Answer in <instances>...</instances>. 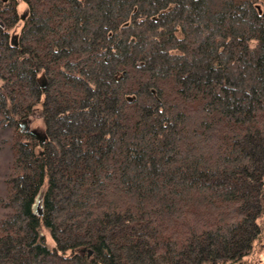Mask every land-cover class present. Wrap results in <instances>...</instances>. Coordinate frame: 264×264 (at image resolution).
I'll use <instances>...</instances> for the list:
<instances>
[{
  "label": "trees",
  "instance_id": "obj_1",
  "mask_svg": "<svg viewBox=\"0 0 264 264\" xmlns=\"http://www.w3.org/2000/svg\"><path fill=\"white\" fill-rule=\"evenodd\" d=\"M0 264H264V0H0Z\"/></svg>",
  "mask_w": 264,
  "mask_h": 264
},
{
  "label": "rangeland",
  "instance_id": "obj_2",
  "mask_svg": "<svg viewBox=\"0 0 264 264\" xmlns=\"http://www.w3.org/2000/svg\"><path fill=\"white\" fill-rule=\"evenodd\" d=\"M43 83L45 84V82ZM41 117L39 110H35L28 119L22 121L23 126L32 129L40 136H45V124Z\"/></svg>",
  "mask_w": 264,
  "mask_h": 264
},
{
  "label": "water",
  "instance_id": "obj_3",
  "mask_svg": "<svg viewBox=\"0 0 264 264\" xmlns=\"http://www.w3.org/2000/svg\"><path fill=\"white\" fill-rule=\"evenodd\" d=\"M28 128V127H27Z\"/></svg>",
  "mask_w": 264,
  "mask_h": 264
}]
</instances>
